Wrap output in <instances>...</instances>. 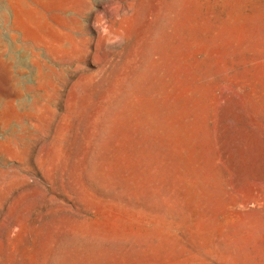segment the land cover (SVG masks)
Listing matches in <instances>:
<instances>
[{
  "label": "rangeland",
  "instance_id": "obj_1",
  "mask_svg": "<svg viewBox=\"0 0 264 264\" xmlns=\"http://www.w3.org/2000/svg\"><path fill=\"white\" fill-rule=\"evenodd\" d=\"M0 0V264H264V0Z\"/></svg>",
  "mask_w": 264,
  "mask_h": 264
},
{
  "label": "bare ground",
  "instance_id": "obj_2",
  "mask_svg": "<svg viewBox=\"0 0 264 264\" xmlns=\"http://www.w3.org/2000/svg\"><path fill=\"white\" fill-rule=\"evenodd\" d=\"M7 10L12 12V24H25L37 22L43 25V16L37 10H33L28 0H7Z\"/></svg>",
  "mask_w": 264,
  "mask_h": 264
}]
</instances>
